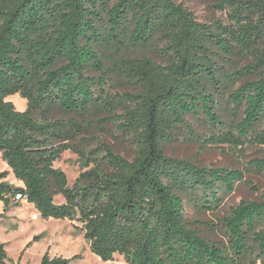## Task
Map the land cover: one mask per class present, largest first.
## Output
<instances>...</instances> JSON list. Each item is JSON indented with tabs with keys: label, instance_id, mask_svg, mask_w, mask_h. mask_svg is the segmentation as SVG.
I'll return each mask as SVG.
<instances>
[{
	"label": "trees",
	"instance_id": "obj_1",
	"mask_svg": "<svg viewBox=\"0 0 264 264\" xmlns=\"http://www.w3.org/2000/svg\"><path fill=\"white\" fill-rule=\"evenodd\" d=\"M221 2L228 24L200 22L174 0H0V159L22 183L0 172L4 210L24 199L42 219L80 223L102 261L264 264L263 197L231 208L219 240L186 218L185 202L217 210L242 170L164 150L182 135L264 146V0ZM15 94L25 110L6 100ZM108 125L131 157L97 138ZM65 151L83 168L71 187L53 165ZM247 167L264 176V153ZM79 257L45 252L39 264ZM6 258L0 241V264Z\"/></svg>",
	"mask_w": 264,
	"mask_h": 264
},
{
	"label": "rangeland",
	"instance_id": "obj_2",
	"mask_svg": "<svg viewBox=\"0 0 264 264\" xmlns=\"http://www.w3.org/2000/svg\"><path fill=\"white\" fill-rule=\"evenodd\" d=\"M174 1L187 8L200 22L212 24L220 21L223 24H228L230 21L231 9L227 6L220 8L221 0ZM250 17L255 19L257 14L252 13ZM262 40L264 41V30L262 31ZM246 61V59H237V62L241 64ZM21 98L19 94H15V96H8L6 100L11 101L17 110L23 111L26 109V100ZM226 106L227 104L222 100L220 113L224 119L230 120L231 115L226 110ZM189 123L197 132H206V129L197 120L189 119ZM113 132V126L108 125L105 131L96 132V136L110 144L117 153L127 158L131 157L126 144L117 141ZM164 150L167 155L183 158L193 163L238 169L242 170L244 174L243 180L236 184L235 190L225 197L223 203L215 211L200 212L185 202L187 220L205 237L221 239L218 227L221 225L222 217L228 215L231 208L241 201H259L262 197L264 198V176L247 167L251 160L263 157L264 146L262 145L250 144L248 141L237 147L226 144L204 145L190 139L189 136L182 135L169 141ZM53 165L65 173L69 187L73 186L79 173L83 171L81 161L71 151L63 152ZM7 170L8 174L5 180L15 186L22 185L0 159V172ZM249 185L256 187V190H253ZM54 201L63 203L64 199L61 195H56ZM36 214L38 213L34 206L24 199H20L18 203H14L7 210H4L3 204L0 202V241L4 243L7 254L3 264H39L45 252L50 257L80 256L70 264H126L123 257L118 254H115L110 261H102L94 255L90 251L88 242L76 227L80 226V223L68 219H42L39 215L36 218Z\"/></svg>",
	"mask_w": 264,
	"mask_h": 264
},
{
	"label": "built area",
	"instance_id": "obj_3",
	"mask_svg": "<svg viewBox=\"0 0 264 264\" xmlns=\"http://www.w3.org/2000/svg\"><path fill=\"white\" fill-rule=\"evenodd\" d=\"M17 198H19V195H17ZM35 217L37 218L38 217V214H36Z\"/></svg>",
	"mask_w": 264,
	"mask_h": 264
},
{
	"label": "bare ground",
	"instance_id": "obj_4",
	"mask_svg": "<svg viewBox=\"0 0 264 264\" xmlns=\"http://www.w3.org/2000/svg\"><path fill=\"white\" fill-rule=\"evenodd\" d=\"M15 96V95H14ZM16 98V97H15ZM22 99V98H21ZM16 100V99H15Z\"/></svg>",
	"mask_w": 264,
	"mask_h": 264
}]
</instances>
